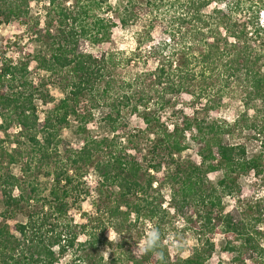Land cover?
I'll return each mask as SVG.
<instances>
[{
	"label": "trees",
	"instance_id": "trees-1",
	"mask_svg": "<svg viewBox=\"0 0 264 264\" xmlns=\"http://www.w3.org/2000/svg\"><path fill=\"white\" fill-rule=\"evenodd\" d=\"M34 1L0 0V26L18 21L39 47H20L28 57L16 61L0 53V264H57L72 250V264H264V194L241 198L242 180L264 175V137L252 154L238 140L264 125L248 123L245 111L233 122L210 114L242 88L264 120V0H44L43 21L31 15ZM136 23L137 45L125 56L93 50ZM100 108L107 133L95 135ZM130 116L140 119L137 134ZM72 126L80 146L64 135ZM191 141L199 160L185 154ZM92 171L97 209L121 236L110 259L100 249L106 227L89 230L86 211L68 219L92 194ZM165 202L196 229L185 256L163 237L152 252L127 242L135 223L170 213Z\"/></svg>",
	"mask_w": 264,
	"mask_h": 264
},
{
	"label": "rangeland",
	"instance_id": "rangeland-1",
	"mask_svg": "<svg viewBox=\"0 0 264 264\" xmlns=\"http://www.w3.org/2000/svg\"><path fill=\"white\" fill-rule=\"evenodd\" d=\"M45 4L44 0H35L31 5V15L39 17L40 21L44 20L45 16ZM261 21L264 24V16H261ZM142 23H136L130 25L128 27L118 26L114 28L112 39L109 42L103 43L101 47H93L94 51L99 50H108L119 52L118 57L125 56L130 51H132L137 45V36L136 33L141 29ZM155 38L158 39L160 36L158 31L154 32ZM6 41L9 42L7 45ZM16 45V46H14ZM20 47H23L24 50L28 53H36L39 47L36 45L34 41V36L30 33L29 29L25 25H21L18 21L13 20L9 23H3L0 26V53L5 54L7 57H12L14 61L19 60L21 57H28V55L23 54L24 51L20 50ZM3 52V53H2ZM24 55V56H23ZM143 63L139 64V68H144L147 66H142ZM155 63L151 61L148 64V67H153ZM130 68L122 67L120 71L123 75H126V71ZM42 75L47 76L44 72ZM56 81V80H55ZM51 95L55 98V100H59L64 92L61 90L60 84L58 81L52 82L49 87ZM245 93L242 88H235L233 90H229L227 94L223 97V105L219 111H213L210 114L213 117H218L220 119L234 121L245 111V118L248 123H257L259 124L258 128L261 125H264V120L262 119V113H258L257 107L254 105L258 103V101L251 100L247 98L249 104H245ZM249 108H248V106ZM46 109L45 105L40 104L39 110L40 113ZM103 108L96 110V118L92 125V133L95 135H103L106 134L107 130L104 127V124L101 121V116L103 113ZM260 114V115H259ZM130 131L134 134H137V126L140 125V119L136 116H130ZM74 124V122H72ZM72 127H67L64 129V135L70 139L75 146H80L81 141L74 133ZM257 130V129H255ZM255 130L249 131L248 129L244 130L242 134L239 135L238 140L247 144V149L250 154L258 151L261 145V141L264 137L263 133L254 132ZM228 138H226L227 140ZM143 141V140H142ZM191 149L185 152V154H192L194 159L199 160V156L197 154V146L191 141ZM13 170L18 171V168L15 166L12 167ZM222 172L217 171L213 173H209V179L212 183H217L218 179L221 177ZM85 181L87 185L92 189V194L88 195V197L79 205H74L70 208L68 213V219L72 218L73 220H79L80 215L83 211L87 212L86 221L89 227V230H93L94 232L100 234L103 228L106 227L107 232L104 237L108 239V243L101 245V253L104 255L105 259H110L112 254L115 252V247L118 241H120V234L115 230V226L113 220L107 215L102 214L100 209H97L96 201L98 200V192L95 189L97 184V176L92 171L86 177ZM242 195L241 198L246 199H255L264 194V175L261 177H256L253 174H250L245 179L242 180ZM171 189L169 186H166L161 190V193L165 196L166 201L170 200L171 197ZM152 193H156L157 191H153ZM227 203L233 204V198H228ZM163 207L167 208L170 213L167 214L162 220L159 218L140 220L135 225L132 226L128 232L125 233L127 235V242L135 243L138 242L141 245L145 236L147 235V231L151 227L158 228L160 226L161 229V237L164 238V243L168 245L169 252L171 254H175L176 252H181L182 255L188 254V248L192 245L198 243V238L196 234L195 228H190L187 224L186 219L182 215H178L173 207L169 206V203L165 202ZM2 211V205L0 204V212ZM176 212V213H174ZM22 217H19L21 219ZM76 222V221H74ZM218 232L215 235L216 243L218 247L223 243V238L221 234ZM81 238H85V235L81 234ZM184 249V250H182ZM218 255H221L220 252H217ZM74 252L69 251L57 264H72V259H74ZM232 254L223 255L224 261H231ZM252 262V261H250ZM254 262V261H253ZM122 263V262H119ZM118 263V264H119ZM126 264V263H123ZM232 264H237L233 262Z\"/></svg>",
	"mask_w": 264,
	"mask_h": 264
},
{
	"label": "clouds",
	"instance_id": "clouds-1",
	"mask_svg": "<svg viewBox=\"0 0 264 264\" xmlns=\"http://www.w3.org/2000/svg\"><path fill=\"white\" fill-rule=\"evenodd\" d=\"M264 16V11L261 13ZM161 245V234L155 227H151L147 231V235L140 245V250L143 252H152L159 248Z\"/></svg>",
	"mask_w": 264,
	"mask_h": 264
}]
</instances>
